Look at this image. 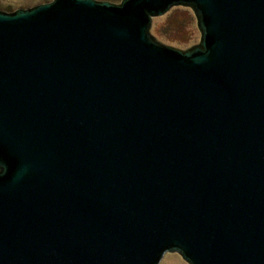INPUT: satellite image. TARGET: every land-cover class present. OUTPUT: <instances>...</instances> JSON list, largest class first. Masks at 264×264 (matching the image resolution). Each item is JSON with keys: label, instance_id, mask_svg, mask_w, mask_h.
I'll list each match as a JSON object with an SVG mask.
<instances>
[{"label": "water", "instance_id": "obj_1", "mask_svg": "<svg viewBox=\"0 0 264 264\" xmlns=\"http://www.w3.org/2000/svg\"><path fill=\"white\" fill-rule=\"evenodd\" d=\"M191 6L182 50L152 16ZM264 264V0L0 9V264Z\"/></svg>", "mask_w": 264, "mask_h": 264}, {"label": "rangeland", "instance_id": "obj_2", "mask_svg": "<svg viewBox=\"0 0 264 264\" xmlns=\"http://www.w3.org/2000/svg\"><path fill=\"white\" fill-rule=\"evenodd\" d=\"M49 0H0V9L7 12L19 7H30ZM101 1V0H100ZM119 3L120 0H106ZM154 38L161 43L186 50L200 42V30L197 27L195 13L191 6L173 4L162 14L152 16ZM158 264H188L177 252L165 251Z\"/></svg>", "mask_w": 264, "mask_h": 264}]
</instances>
